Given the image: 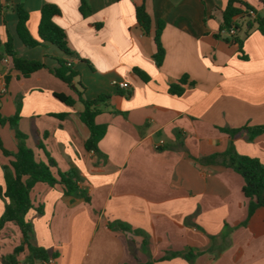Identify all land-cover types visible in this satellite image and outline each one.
<instances>
[{"label": "crops", "instance_id": "1", "mask_svg": "<svg viewBox=\"0 0 264 264\" xmlns=\"http://www.w3.org/2000/svg\"><path fill=\"white\" fill-rule=\"evenodd\" d=\"M86 1L88 17L80 13L81 0H24L27 28L36 40L43 5L60 8L55 22L73 53L67 58L48 43L27 48L17 31L18 0H0V115L19 114L18 129L37 162L47 164L48 153L57 165L53 173L77 170L81 177L78 195L34 187L33 246L44 249L51 264H264V209L242 224L249 206L244 180L224 166L231 143L237 154L264 165V134L250 141L247 133L232 139L222 131L264 125V34L252 30L243 52L228 43L221 26L229 0ZM242 1L264 18V0ZM143 3L152 21L148 35L135 13ZM160 25L165 55L159 66L154 57ZM8 36L19 58L42 61L46 69L29 78L12 71L3 48ZM58 59L79 73L75 88L50 72ZM184 77L183 94L171 95L170 86ZM119 82L127 84L130 97L121 94ZM78 90L86 100L110 96L95 120L105 127L98 153L85 149L90 130L79 116L83 104L69 107L54 96L78 100ZM60 114L67 117L56 118ZM14 136L9 125L0 127L10 152L17 151ZM10 159L0 151V187L2 166ZM4 207L0 197V218ZM4 235L12 236L5 254ZM213 237L218 258L210 252L192 262L182 256L205 251ZM21 241L18 227L7 224L0 232V264ZM29 255L20 254L18 264H43Z\"/></svg>", "mask_w": 264, "mask_h": 264}, {"label": "trees", "instance_id": "2", "mask_svg": "<svg viewBox=\"0 0 264 264\" xmlns=\"http://www.w3.org/2000/svg\"><path fill=\"white\" fill-rule=\"evenodd\" d=\"M17 18V31L19 37L27 48H35L44 43L51 44L59 49L65 57H72L66 32L56 24L55 19L62 15L60 8L54 4H44L41 9V19L38 26V40L34 39L27 28L29 21V13L25 10L24 0H18V3L13 7ZM80 13L84 17L90 15V9L86 0H81ZM136 19L145 34L151 31V17L147 12L146 5L143 3L136 7ZM239 18V19H238ZM222 26L221 30L229 32L234 30L231 36L226 35L225 40L233 45H238L239 52H243L244 39L254 29L264 34V18L257 15L256 9L242 0H229L226 8L222 11ZM240 20V21H239ZM244 22V23H242ZM163 26L160 25L156 31L155 42L157 45V53L155 61L157 65H161L165 51L161 46L160 37ZM220 37V35H217ZM2 45L0 40V46ZM4 54L11 58L12 71L18 72L21 77L29 78L34 73L46 69V65L42 61L25 60L19 58L14 50L13 40L8 36V40L3 45ZM244 58V56H242ZM59 66L50 72L65 84L72 86L74 79L79 76L72 66L68 65V61L58 59ZM135 74L144 81L148 77L138 69L134 70ZM10 77H6L8 82ZM187 84V77L182 78L178 83L170 86L169 93L175 96H181L185 90L184 86ZM84 88V87H82ZM124 91V90H123ZM78 100L66 96L64 94H54V96L69 107H74L77 102H81L84 110L79 114L82 122L90 130V137L85 142V149L87 151L99 152L98 144L105 135V127L97 125L96 117L103 112L102 106L107 107L110 100L108 95H100L96 99L86 100L83 97L82 91H76ZM127 98L131 96L129 88L125 92H121ZM56 118L64 120L67 114L55 115ZM19 114L11 118H3L0 115V127L9 125L15 132V137L18 140V147L16 152H10L5 149L0 137V151L8 158H11L8 164L3 165L4 172V186L0 187V197L5 202L4 212L0 218V232L9 224H15L22 236V241L17 246L13 253L7 258L3 259L4 264H18L17 257L25 251L29 252V260L33 263L35 261L48 262L47 252L44 249L33 246L34 229L29 217L34 209L31 192L37 184H45L51 188L61 187L65 195H78L82 193L79 188L81 177L77 170L69 172L57 171L53 173L52 169L57 168L55 161L48 157V163L37 162L32 149L26 146V135L18 129ZM223 132L230 135L232 139L240 136L242 133H247L249 140L252 141L255 137L264 134V125L261 126H245L240 129H223ZM39 148H44L40 142L37 143ZM224 166L233 169L240 174L244 180L242 188L243 195L249 199L248 216L242 224L245 226L254 217L256 212L264 209V165L257 158L242 156L236 153L232 143L228 151L224 154ZM88 200V198L86 199ZM36 212L42 214V209H36ZM228 234L223 235L225 237ZM212 243L209 248L204 250H189L182 256L192 262L197 256L204 252H210L218 258L220 255L217 246L218 238H211Z\"/></svg>", "mask_w": 264, "mask_h": 264}, {"label": "built area", "instance_id": "3", "mask_svg": "<svg viewBox=\"0 0 264 264\" xmlns=\"http://www.w3.org/2000/svg\"><path fill=\"white\" fill-rule=\"evenodd\" d=\"M235 32L233 29H231L229 32H224L225 35H228V36H231L233 35ZM10 59L8 57L5 58V62L8 64L10 63ZM0 78H1V73H0ZM116 86L121 89V90H126L128 88L127 84L125 82H119V83H116ZM164 145V142H160L159 144H157L155 146V148L158 150L160 149L161 147H163ZM52 261H48V262H43V264H51Z\"/></svg>", "mask_w": 264, "mask_h": 264}, {"label": "rangeland", "instance_id": "4", "mask_svg": "<svg viewBox=\"0 0 264 264\" xmlns=\"http://www.w3.org/2000/svg\"><path fill=\"white\" fill-rule=\"evenodd\" d=\"M11 129H12V128H11ZM12 130H13V129H12ZM13 131H14V130H13ZM14 135H15V132H14ZM14 138H15V140H16V144H17V147H18V140L16 139L15 136H14ZM8 236H10V235H8ZM6 237H7V236H6ZM11 237H12V236H10V238L7 237L8 239H6V238H5V235H4V242H5L6 246L8 245L7 247H4V249H3V253H4V254L7 253V250L9 249V243H11L10 241H12V240H11ZM7 240H8L9 243H7Z\"/></svg>", "mask_w": 264, "mask_h": 264}, {"label": "water", "instance_id": "5", "mask_svg": "<svg viewBox=\"0 0 264 264\" xmlns=\"http://www.w3.org/2000/svg\"><path fill=\"white\" fill-rule=\"evenodd\" d=\"M72 87H73V88H75V86H74V85H73Z\"/></svg>", "mask_w": 264, "mask_h": 264}]
</instances>
